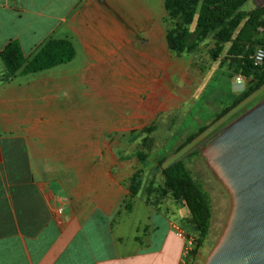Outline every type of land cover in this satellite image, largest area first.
<instances>
[{
	"label": "crops",
	"instance_id": "obj_1",
	"mask_svg": "<svg viewBox=\"0 0 264 264\" xmlns=\"http://www.w3.org/2000/svg\"><path fill=\"white\" fill-rule=\"evenodd\" d=\"M165 16L164 0H0V52L15 40L30 59L49 39L75 51L7 79L0 58V264H180L170 224L181 203L130 197L122 141L79 127L69 107L107 87L119 62L162 52ZM124 211L139 215L127 230Z\"/></svg>",
	"mask_w": 264,
	"mask_h": 264
},
{
	"label": "rangeland",
	"instance_id": "obj_2",
	"mask_svg": "<svg viewBox=\"0 0 264 264\" xmlns=\"http://www.w3.org/2000/svg\"><path fill=\"white\" fill-rule=\"evenodd\" d=\"M260 6H264V0H248L242 9ZM164 23L166 32L168 22ZM230 45L227 42L216 47L207 37L191 52L175 54L166 45L157 54L149 51L147 56L127 58L123 64L119 62L108 83L102 82L107 87L92 90L93 95L86 96L83 105H69L83 113L79 127L99 130L105 140L122 141L116 154L118 174H126L129 183L139 171L138 192L151 202L156 198L157 186L162 184V169L176 159L185 162L193 179L207 193L211 208L208 235L186 264H206L230 233L239 207L233 185L207 160L202 147L264 100L263 84L234 108L222 112L252 80V75L245 76L239 65L244 51L235 56ZM251 46L254 52L261 45ZM194 133V139L182 145ZM162 199L175 200L169 195ZM133 203L139 204V200ZM183 207L178 224L193 248L198 233ZM137 217L124 211L120 217L124 230Z\"/></svg>",
	"mask_w": 264,
	"mask_h": 264
},
{
	"label": "trees",
	"instance_id": "obj_3",
	"mask_svg": "<svg viewBox=\"0 0 264 264\" xmlns=\"http://www.w3.org/2000/svg\"><path fill=\"white\" fill-rule=\"evenodd\" d=\"M247 1L164 0V22H168L165 38L171 52H191L207 37L214 41L216 47L230 42V49L234 50L232 53L235 56L244 51L239 65L245 76L252 75L251 83L222 112L234 108L264 84V61L261 65L254 66L249 57L253 52L251 45L264 47V6L244 10L242 6ZM74 52L69 40L49 39L30 59H26L19 43L11 40L0 52V58L6 68L7 79L18 71L24 74L34 73L68 62L74 57ZM219 52L220 48L218 54ZM218 54L215 53L214 56L217 57ZM196 135L197 133L191 134L182 145L191 142ZM138 172L128 183L130 197L136 195L139 190ZM161 173L163 181L157 186L156 198L151 203H156L165 195L183 202L198 233L190 252V256H194L208 235L210 200L202 186L193 179L182 159L174 160L164 167Z\"/></svg>",
	"mask_w": 264,
	"mask_h": 264
},
{
	"label": "water",
	"instance_id": "obj_4",
	"mask_svg": "<svg viewBox=\"0 0 264 264\" xmlns=\"http://www.w3.org/2000/svg\"><path fill=\"white\" fill-rule=\"evenodd\" d=\"M202 151L239 199L230 233L206 264H264V100L226 126Z\"/></svg>",
	"mask_w": 264,
	"mask_h": 264
},
{
	"label": "built area",
	"instance_id": "obj_5",
	"mask_svg": "<svg viewBox=\"0 0 264 264\" xmlns=\"http://www.w3.org/2000/svg\"><path fill=\"white\" fill-rule=\"evenodd\" d=\"M263 61H264V47L259 46L255 48L253 52L252 64L254 66H259L263 63ZM238 79L240 78L238 77ZM170 226L179 237L184 239V246L182 249V256H181L180 264H186L190 256V252L192 250V247H191L192 242L189 238H187V236H185L184 231L182 230V228L180 227L178 223L171 222Z\"/></svg>",
	"mask_w": 264,
	"mask_h": 264
}]
</instances>
